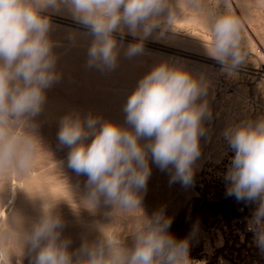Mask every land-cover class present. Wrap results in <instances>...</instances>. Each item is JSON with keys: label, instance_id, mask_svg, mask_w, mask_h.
<instances>
[{"label": "rangeland", "instance_id": "obj_1", "mask_svg": "<svg viewBox=\"0 0 264 264\" xmlns=\"http://www.w3.org/2000/svg\"><path fill=\"white\" fill-rule=\"evenodd\" d=\"M231 4L244 28L241 60L227 68L206 45L210 13L227 11L223 0H202L195 10L186 0H169L175 13L171 23L165 9L160 25L142 41V53L125 54L129 44L141 42L139 36L127 29L114 33L116 66L103 71L87 67L93 37L68 6L40 13L50 22L47 39L59 79L43 90L39 114L11 129L32 142L34 156L25 173L0 172V264H34L36 250L29 237L47 215L61 220L60 239L70 241L68 251L75 260L83 247L104 238L132 247L143 220L158 213L171 219L170 235L187 241L189 264H264V248L257 244L260 229L251 224L259 202L226 194L230 182L225 176L234 152L224 136L228 129L264 119V0ZM160 64L188 73L205 87L197 104L206 102L208 111L201 121L192 182H170L174 169L161 171L149 154L151 174L137 193L139 208L119 209L106 205L103 197L92 207L87 177L68 167L70 148L58 139L63 121L79 118L83 124L91 116L129 127L123 110L127 98Z\"/></svg>", "mask_w": 264, "mask_h": 264}, {"label": "clouds", "instance_id": "obj_2", "mask_svg": "<svg viewBox=\"0 0 264 264\" xmlns=\"http://www.w3.org/2000/svg\"><path fill=\"white\" fill-rule=\"evenodd\" d=\"M223 2L224 14L210 13L206 45L227 68L241 60L244 22L234 14L231 0ZM186 3L195 10L202 0ZM60 5L68 6L89 30L93 40L87 67L102 71L116 66L114 33L127 29L140 37L141 42L127 47L125 54L131 57L143 52L142 41L160 25L165 9L169 23L175 14L169 0H0V172L25 173L32 165V142L11 129L39 114L43 90L59 79L47 39L50 22L40 13L59 10ZM205 94L201 82L188 73L160 64L127 98L123 110L129 127L91 116L83 124L79 118H65L58 139L70 148L68 167L87 177L89 205L94 207L103 197L106 205L119 209L139 208L137 193L151 174L149 154L161 171L174 169L170 182L189 185L200 154L201 121L208 111L207 103L197 100ZM224 136L234 152L225 176L230 182L226 194L237 201L259 202L251 224L260 229L257 244L264 248V119L228 129ZM170 224V218L158 213L143 220L132 247L104 238L83 247L75 260L68 251L70 241L60 239L63 224L58 217L41 219L29 240L36 250L34 264H189L187 241L170 235Z\"/></svg>", "mask_w": 264, "mask_h": 264}, {"label": "bare ground", "instance_id": "obj_3", "mask_svg": "<svg viewBox=\"0 0 264 264\" xmlns=\"http://www.w3.org/2000/svg\"><path fill=\"white\" fill-rule=\"evenodd\" d=\"M204 78V77H203ZM209 80V79H208ZM204 81H206V80H204Z\"/></svg>", "mask_w": 264, "mask_h": 264}]
</instances>
